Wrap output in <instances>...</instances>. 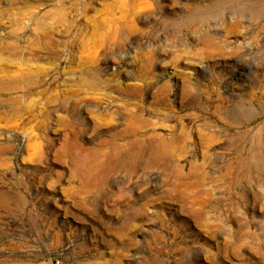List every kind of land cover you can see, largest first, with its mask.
<instances>
[{"label": "rangeland", "instance_id": "obj_1", "mask_svg": "<svg viewBox=\"0 0 264 264\" xmlns=\"http://www.w3.org/2000/svg\"><path fill=\"white\" fill-rule=\"evenodd\" d=\"M123 2L0 0V264H264V0Z\"/></svg>", "mask_w": 264, "mask_h": 264}, {"label": "bare ground", "instance_id": "obj_2", "mask_svg": "<svg viewBox=\"0 0 264 264\" xmlns=\"http://www.w3.org/2000/svg\"><path fill=\"white\" fill-rule=\"evenodd\" d=\"M119 4H120V6H122V9L123 10H128L127 12L128 13H133V12H135V9H136V7H134V6H128V4L127 5H125V2H123V0H119ZM103 9L105 10V11H107V12H109V11H111L112 10V5H105V6H103ZM59 16V15H58ZM65 17V16H64ZM55 20V19H54ZM59 22H60V16H59ZM62 22V21H61ZM66 22V21H65ZM63 23V22H62ZM64 24V23H63ZM96 25L97 26H99L100 24H97L96 23Z\"/></svg>", "mask_w": 264, "mask_h": 264}]
</instances>
